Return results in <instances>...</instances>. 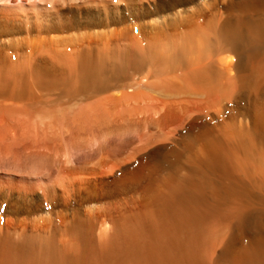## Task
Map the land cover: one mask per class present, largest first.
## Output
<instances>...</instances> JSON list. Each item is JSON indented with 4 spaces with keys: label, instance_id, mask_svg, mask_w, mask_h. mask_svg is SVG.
Wrapping results in <instances>:
<instances>
[{
    "label": "bare ground",
    "instance_id": "1",
    "mask_svg": "<svg viewBox=\"0 0 264 264\" xmlns=\"http://www.w3.org/2000/svg\"><path fill=\"white\" fill-rule=\"evenodd\" d=\"M0 264H264V0H0Z\"/></svg>",
    "mask_w": 264,
    "mask_h": 264
}]
</instances>
